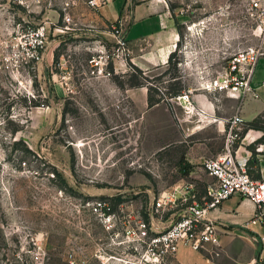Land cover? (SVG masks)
I'll return each instance as SVG.
<instances>
[{"label": "rangeland", "instance_id": "1", "mask_svg": "<svg viewBox=\"0 0 264 264\" xmlns=\"http://www.w3.org/2000/svg\"><path fill=\"white\" fill-rule=\"evenodd\" d=\"M66 1L0 0V264H249L259 252V226H239L247 233L240 236L221 225L219 248L184 247L177 255L189 261L173 256L155 263L126 239L122 221L126 213H145L183 178L178 163L187 146L206 143L213 152L207 157L220 151L223 134L214 124L197 130L195 110L168 93L188 87L197 94L199 82L221 72L233 53L254 45L264 51V33L253 32L262 16L242 0H167L183 18L181 42L171 64L150 67L143 80L129 50H117L110 24L92 21L87 0L68 7ZM40 24L47 26L46 47L32 61L15 49V37ZM263 79L264 55L252 78L261 100ZM135 80L143 84L131 86ZM142 87L155 88L167 110L142 114ZM258 125L264 127V114ZM258 130L247 147L253 156L264 145V129ZM98 201L115 225L94 209ZM172 211L163 221L154 216L161 229L175 218Z\"/></svg>", "mask_w": 264, "mask_h": 264}, {"label": "built area", "instance_id": "2", "mask_svg": "<svg viewBox=\"0 0 264 264\" xmlns=\"http://www.w3.org/2000/svg\"><path fill=\"white\" fill-rule=\"evenodd\" d=\"M242 1L249 5L250 10L262 16L253 32L256 30L258 35L264 33V0ZM72 4L74 1L69 0L64 6ZM86 4L96 9L105 4V0H87ZM69 20L70 18L65 16V21ZM110 33L117 50L122 54L126 52L127 40L116 22L110 23ZM46 42L47 26L40 24L19 29L14 46L17 51H24L29 60L38 61L42 57ZM262 49V45H254L233 53L223 70L215 77L201 80L198 88L237 94L240 97L245 95L251 89L256 64L264 55ZM191 92V88H186L177 99L190 106ZM243 128L244 121L239 113L225 119L221 151L201 162L202 170L211 178L203 186L195 180L182 178L152 199L145 213L138 211L136 214L126 213L123 216L124 235L135 245V250L140 248L143 259L159 263L164 258L177 256L181 246L197 252L207 250L209 246L219 248L222 226L210 216V212L217 210L227 198L238 196L250 200L254 205L252 216L242 223L241 227L247 229L250 226H259L263 230L254 235L259 252L249 264H264V178H253L248 172L247 161L236 157V145L242 136ZM94 209L100 211L108 224L113 222L115 225V215L110 213L106 203L98 201ZM171 209L173 211L170 215L175 218L166 228L161 229L155 223L154 216L159 214V221H163L162 214Z\"/></svg>", "mask_w": 264, "mask_h": 264}, {"label": "crops", "instance_id": "3", "mask_svg": "<svg viewBox=\"0 0 264 264\" xmlns=\"http://www.w3.org/2000/svg\"><path fill=\"white\" fill-rule=\"evenodd\" d=\"M182 19L181 16L171 10L167 2L162 0H105V4L96 8L92 15V21L99 26L111 22L117 23L126 37L130 62L143 70L144 74L149 71L150 67L160 68L168 63L170 54L176 51L181 42V34L177 26L183 22ZM195 35L196 33L189 29L188 25L186 38L192 39ZM250 86L253 87V81H251ZM261 86L264 87L262 82ZM252 87L241 97L237 94L211 92L203 89H198L199 93L197 94H190V107L195 110V115L199 118L198 122L201 120L197 130H204L210 124H214L217 130L223 134L225 119L235 113L241 115L244 124L263 115L264 99L261 100L256 92L259 86ZM125 92H127L128 98L134 101L133 91L128 93L129 91L126 89ZM137 94L139 95V107L143 111L142 114L151 110H159L162 113L167 110V105L164 102L152 107L147 106L146 88H140ZM202 119L206 121H202ZM259 136L260 131L258 129L249 128L237 142L236 157L246 160L247 165L248 161L252 159V153L247 147ZM220 151L215 152V154ZM209 154H213V152L206 143L202 142L189 145L184 150L183 156L193 165L187 178L194 179L200 186L211 179L201 168V162ZM251 167L250 174L253 178H264V145L257 149ZM253 212L254 205L250 200L231 196L224 200L217 210L211 211L210 216L214 217L215 221L223 227H232L234 231L239 232L240 236H245L247 234L245 230L240 232L238 227L246 222ZM249 228L246 231H249ZM230 237L231 240L239 239V237L231 235ZM241 239L239 240L242 241L243 239ZM184 247L181 246L178 252L181 253ZM177 256L183 262L190 257L183 254Z\"/></svg>", "mask_w": 264, "mask_h": 264}, {"label": "trees", "instance_id": "4", "mask_svg": "<svg viewBox=\"0 0 264 264\" xmlns=\"http://www.w3.org/2000/svg\"><path fill=\"white\" fill-rule=\"evenodd\" d=\"M177 28L179 29V26H177ZM174 55H175V51L172 52V53L170 54V56H169V59H168V64H169V65L171 64L170 62H171V60H172V57H174ZM175 65H176V64L173 63L172 66L174 67ZM130 66L134 69V71H135L136 73H138V76H139L141 79L146 80V77L144 76L143 70H141L139 67H137V66H135V65H133V64H130ZM142 84H143V83H142L141 81L135 80V81H133L130 85H131V86H140V85H142ZM182 89H183V88H180V89L177 90V91H173V93L169 92V93H168V94H169L168 96H169V97H174V96L181 95V92L183 91ZM152 91H155V92L157 93V91H156L155 88L148 87V90H147V106H148V107H152L153 105L158 104V103H160V102H162V101L165 100L164 97H162V96H160V95L154 96V95L152 94ZM258 121H259V116H257L256 118H254L252 121L247 122L246 125H247L248 128L260 129V130H261V129H264V127L258 125ZM260 141H263V142H264V137H263ZM260 141H259V142H260ZM250 148H251V147H250ZM254 158H255V156H253V154H252V159H250V160L248 161V167H249V168H250V166H251L252 161H253ZM192 167H193V165L190 164V163L185 159L184 156H182V157L180 158L179 163H178V170H179V172H180V174H181V177L187 178L189 172L192 170ZM249 171H250V169H249Z\"/></svg>", "mask_w": 264, "mask_h": 264}, {"label": "bare ground", "instance_id": "5", "mask_svg": "<svg viewBox=\"0 0 264 264\" xmlns=\"http://www.w3.org/2000/svg\"><path fill=\"white\" fill-rule=\"evenodd\" d=\"M185 107V106H184ZM188 110V109H187ZM185 112V111H184Z\"/></svg>", "mask_w": 264, "mask_h": 264}]
</instances>
